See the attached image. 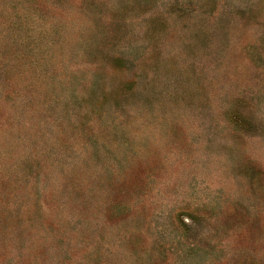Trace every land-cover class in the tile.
<instances>
[{
	"label": "rangeland",
	"instance_id": "obj_1",
	"mask_svg": "<svg viewBox=\"0 0 264 264\" xmlns=\"http://www.w3.org/2000/svg\"><path fill=\"white\" fill-rule=\"evenodd\" d=\"M0 264H264V0H0Z\"/></svg>",
	"mask_w": 264,
	"mask_h": 264
}]
</instances>
